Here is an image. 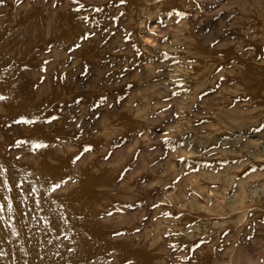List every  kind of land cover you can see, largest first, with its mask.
<instances>
[{
    "label": "rangeland",
    "instance_id": "rangeland-1",
    "mask_svg": "<svg viewBox=\"0 0 264 264\" xmlns=\"http://www.w3.org/2000/svg\"><path fill=\"white\" fill-rule=\"evenodd\" d=\"M0 264H264V0H0Z\"/></svg>",
    "mask_w": 264,
    "mask_h": 264
},
{
    "label": "snow or ice",
    "instance_id": "snow-or-ice-1",
    "mask_svg": "<svg viewBox=\"0 0 264 264\" xmlns=\"http://www.w3.org/2000/svg\"><path fill=\"white\" fill-rule=\"evenodd\" d=\"M38 147L40 146V145H37ZM59 185H57V187H58Z\"/></svg>",
    "mask_w": 264,
    "mask_h": 264
}]
</instances>
